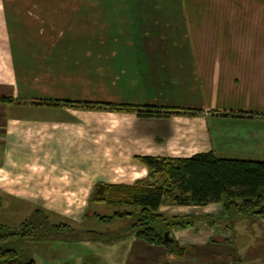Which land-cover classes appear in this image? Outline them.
Here are the masks:
<instances>
[{
  "label": "crops",
  "instance_id": "0c3cea01",
  "mask_svg": "<svg viewBox=\"0 0 264 264\" xmlns=\"http://www.w3.org/2000/svg\"><path fill=\"white\" fill-rule=\"evenodd\" d=\"M262 8L256 0H183L179 4L144 8L143 12L151 13L145 23L153 26L160 11H172L187 30L184 36L189 40V50L176 52L172 58L182 72L170 88L183 93L186 99L178 104L159 103L162 100L150 97L148 92L134 96L125 91L122 100L101 101L198 110L147 118V127H141L143 132L130 133L119 143L112 134L103 135L98 123L90 124L77 115L80 110L71 113L67 105L61 106L60 103L71 102L68 97L35 86L22 87L19 77L14 76L12 55L4 53L7 42L0 39V206L17 205V213L25 215L24 219L40 209L52 223L64 219L81 222L89 217L84 205L106 204L112 209L99 214H110L115 209L95 199L97 185L132 184L147 176L148 169L136 159L137 155L188 157L212 150L221 158L264 161ZM144 53L148 52H139L141 58L149 59ZM181 59L187 62H177ZM210 204H161L159 212L168 217L187 215L191 212L185 213L187 208H205ZM90 218L98 220L93 214ZM195 224L173 229L171 235L179 244L192 246L190 260L205 255L204 264H226L225 253L215 251L213 243L221 244L222 238L202 234L203 228H208L213 236L216 229ZM72 226L79 235L76 239L29 241L34 264L35 253L45 250L50 242L84 246L93 252V261L102 258L105 262L88 263L83 247L72 264H199L159 263L160 256L168 258L165 249L151 246L133 233L115 239L93 224L80 229ZM87 229L94 231L85 232ZM214 254L224 256L222 263H213Z\"/></svg>",
  "mask_w": 264,
  "mask_h": 264
},
{
  "label": "rangeland",
  "instance_id": "374dc122",
  "mask_svg": "<svg viewBox=\"0 0 264 264\" xmlns=\"http://www.w3.org/2000/svg\"><path fill=\"white\" fill-rule=\"evenodd\" d=\"M256 1L262 4L264 15V3ZM181 2L183 0H0V39L6 40L8 46L2 52L12 55L16 72L12 73L19 77L22 87L35 86L68 97L71 102L60 103L61 106L67 105L71 113L80 110L77 115L90 124L98 123L103 135L110 137L112 134L113 140L119 143L130 133L143 132L142 128L147 127L145 119L150 117L138 116L131 111L102 109L95 104L94 107H87L83 102H74L73 99L122 100L125 91L134 96L146 95L148 92L150 97L161 99L159 103L178 104L186 99L183 93L170 88L182 72L175 67L176 60L172 58L176 52L189 50V40L184 36L187 30L172 11H160L159 19L153 26L145 23L149 20L146 16L151 13L142 11L153 4ZM141 51L148 52L144 56L149 59H142L139 55ZM150 57L156 59L150 60ZM142 61L144 64H141ZM183 61L187 62L185 59L177 60ZM150 89L154 91L150 92ZM162 204L174 203L166 201ZM4 206H0L1 224L17 227L25 220V215L17 213V205ZM83 207H87L88 218L81 222L65 219L63 222H69L70 227L76 225L79 229L93 224L96 228L105 229L112 238L117 233L121 235L115 239L126 235L124 228L129 224V218L101 222L90 218L92 211L108 213L112 210L108 205L90 204ZM261 207H264V198L255 210ZM187 211H191V214L180 217L186 216L187 220L193 222L192 225L198 221L195 224L198 227L213 226L216 229L212 236L208 228H203V237L222 238L221 244L213 241L216 245L214 249L223 250L226 256L214 254L213 263H222L221 257H224L223 263L226 264L264 263V213L246 211L244 216H239L231 210L225 212L222 204L214 203L205 208H187L185 213ZM191 215L199 217L191 219ZM173 229L182 227L170 231ZM33 233L36 237L55 236L53 232L37 228ZM74 233L61 234L64 238L74 236ZM29 241L23 244H30ZM17 245L21 247L22 244L18 242ZM150 245L165 249L162 245ZM184 246L188 253L184 251L176 254L165 249V255L172 257L173 261L160 256L159 263H206L205 255L190 260L192 246ZM83 247L67 242H50L45 250L35 253V262L72 264L77 254L86 248ZM92 254L86 248L84 255L88 263H105L102 258L93 261L96 258L92 259ZM208 260H211L209 256Z\"/></svg>",
  "mask_w": 264,
  "mask_h": 264
},
{
  "label": "trees",
  "instance_id": "16d2710c",
  "mask_svg": "<svg viewBox=\"0 0 264 264\" xmlns=\"http://www.w3.org/2000/svg\"><path fill=\"white\" fill-rule=\"evenodd\" d=\"M79 102H83L87 107H94L95 104L102 109L131 111L145 117L192 114L198 110L100 100ZM136 159L148 169L147 176L136 179L132 184L97 185L95 199L111 204L115 209L110 214L93 212V216L101 222L129 218V224L124 231L133 233L135 237L147 243L162 245L167 251L176 254H181L187 249L179 244L170 230L176 227L184 228L193 222L187 220L186 216L167 217L160 213L159 207L166 201L181 206L221 203L225 212L231 210L239 216H244L246 211L264 213V207L255 210L264 198V161L221 158L212 150L197 152L188 157L137 155ZM40 214L41 216H38ZM32 216L23 220L17 227L0 223V264H34L28 244H23L29 240L79 237L73 226L70 227L64 222H50L40 209H36ZM191 217L195 219L199 216ZM36 228L53 232L55 236L36 237L33 233ZM71 231L75 232L74 236L63 238L61 233ZM89 231L94 230H85ZM166 231L169 232L170 239H166ZM119 236L121 235L117 233L115 237ZM18 242H21V247L17 245Z\"/></svg>",
  "mask_w": 264,
  "mask_h": 264
},
{
  "label": "water",
  "instance_id": "95a60500",
  "mask_svg": "<svg viewBox=\"0 0 264 264\" xmlns=\"http://www.w3.org/2000/svg\"><path fill=\"white\" fill-rule=\"evenodd\" d=\"M164 235H165L166 239H170V238L168 237V236H169V232H168V231H166Z\"/></svg>",
  "mask_w": 264,
  "mask_h": 264
}]
</instances>
